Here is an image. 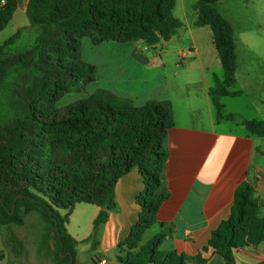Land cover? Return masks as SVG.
Segmentation results:
<instances>
[{
    "label": "trees",
    "instance_id": "1",
    "mask_svg": "<svg viewBox=\"0 0 264 264\" xmlns=\"http://www.w3.org/2000/svg\"><path fill=\"white\" fill-rule=\"evenodd\" d=\"M2 0H0L1 2ZM0 5V32L11 22L15 0ZM219 0H198V26H210L224 77L214 76L210 95L217 119L225 115L220 100L238 97L234 30L216 9ZM177 0H29L30 33L38 32L31 49L16 51L25 33L20 29L0 46V226H24L36 213L44 227V247L55 264H79L78 241L67 224L76 205L101 208L94 233L87 240L98 245L101 227L115 209L118 180L138 168L144 191L137 198L138 222L121 244V264H187L175 252L161 253L166 226L158 223L167 153L165 143L173 126L172 103L152 100L137 105L108 89L65 106L60 101L80 84L95 81V66L82 59L81 39L100 45L112 41H141L153 48L170 41L185 23L176 14ZM27 33V32H26ZM63 106V107H62ZM251 134L264 137V121L242 119ZM263 204L255 186L242 183L235 192L231 216L213 232L209 245L227 264L234 251L264 241ZM161 231L142 245L148 229ZM14 251L23 243L12 232ZM14 241V242H13ZM202 264L200 257L190 259Z\"/></svg>",
    "mask_w": 264,
    "mask_h": 264
},
{
    "label": "crops",
    "instance_id": "2",
    "mask_svg": "<svg viewBox=\"0 0 264 264\" xmlns=\"http://www.w3.org/2000/svg\"><path fill=\"white\" fill-rule=\"evenodd\" d=\"M15 1L17 8L7 26L15 28L13 35L20 29L25 33L31 30L27 16L29 0ZM197 2L177 0L175 14L185 23V28L170 41L161 42L145 53L143 47H147L141 41L119 44L122 46L118 54L125 64L133 63L138 71H153L148 81L151 87L128 93L126 97L137 105L168 100L174 109L173 126L165 143L167 157L161 186V192L168 198L157 216L158 223L164 224L167 232L160 252H175L188 259L187 264H192L190 259L197 257L204 260L202 264H227L209 241L221 222L231 216L235 192L242 183L255 186L263 204L259 215L264 218V137L251 134L241 124L242 119L264 121L260 119L264 117H248L245 113L248 108L255 111L258 105L264 107V97H256L254 85H243L240 62L253 60L254 64L249 63L253 68L260 64L251 53L241 57L236 45L237 84L233 91H240L241 95L223 97L220 102L225 115H236L239 119L218 121L210 89L214 86V76L224 77V69L212 28L197 25L193 8ZM225 2L219 0L216 9L231 24L223 8ZM143 191L144 178L138 168L118 180L114 193L116 207L101 227L96 247L87 240L94 233V221L101 208L85 203L76 205L67 229L79 243V264H101L103 259H107V264H121L118 260L122 255L120 246L139 220L141 207L137 198ZM82 216L87 217L85 226L79 221ZM150 231L153 234L148 244L161 228L148 229L144 236ZM90 250H96L91 261L86 259V252ZM234 264H264V241L235 250Z\"/></svg>",
    "mask_w": 264,
    "mask_h": 264
},
{
    "label": "rangeland",
    "instance_id": "3",
    "mask_svg": "<svg viewBox=\"0 0 264 264\" xmlns=\"http://www.w3.org/2000/svg\"><path fill=\"white\" fill-rule=\"evenodd\" d=\"M223 8L231 19L237 50L240 52L241 57L244 53H251L256 56V63L258 64L259 61L260 64L257 68H253L254 66H249V63L254 64L253 60L248 59L240 62L242 83L250 87L254 85L256 87V97H264V0H226ZM15 31L13 26L7 27L0 35V46ZM36 32L38 31L36 30ZM36 32L33 34L30 32L24 33L15 45L16 51L31 49L37 36ZM81 45L83 61L95 66V81L74 87L71 92L62 98L61 105L65 106L80 100L98 89H108L120 95L128 96V93L140 92L142 88L146 91L148 87H151L148 81L153 75V71L146 70L143 73L141 69L138 71L139 69L133 63H130L129 66L127 65L129 63L125 64L123 57L118 54L122 45L112 41L95 45L89 37L82 38ZM147 49L150 48L143 47L144 51H142L145 53ZM190 60L188 58V61ZM258 106L259 109L255 107V111L250 108L245 110L248 117L253 115L254 117H264V107ZM237 119H239L238 116H236ZM260 119L263 120L264 118ZM86 218V216L79 218L83 226L86 225ZM12 232L24 245L20 254L14 251L15 244L10 239ZM150 232L142 239L144 245L148 244V241L152 238L153 231ZM43 245L44 227L42 220L36 213L26 217L24 226H14L12 229L0 226V264H55L53 255ZM95 254L96 250L86 252V259L91 261ZM81 259L84 261L85 258L82 257ZM115 260L117 262L116 258Z\"/></svg>",
    "mask_w": 264,
    "mask_h": 264
},
{
    "label": "built area",
    "instance_id": "4",
    "mask_svg": "<svg viewBox=\"0 0 264 264\" xmlns=\"http://www.w3.org/2000/svg\"><path fill=\"white\" fill-rule=\"evenodd\" d=\"M5 4H6V1H5V0H2V1L0 2V5H1V6L5 5ZM100 263H101V264H107V259L100 260Z\"/></svg>",
    "mask_w": 264,
    "mask_h": 264
}]
</instances>
